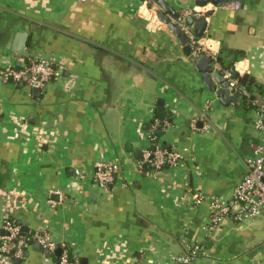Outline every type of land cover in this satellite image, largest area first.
<instances>
[{
    "label": "crops",
    "instance_id": "obj_1",
    "mask_svg": "<svg viewBox=\"0 0 264 264\" xmlns=\"http://www.w3.org/2000/svg\"><path fill=\"white\" fill-rule=\"evenodd\" d=\"M238 2L219 6L204 35L222 67L254 77L246 87L264 98V0ZM141 3L0 0V64L40 56L58 72L39 92L0 81V206L81 264H155L194 241L206 252L195 264H264V219L227 218L209 231L206 201L230 197L244 178L261 143L258 112L244 98L222 106L168 26L148 28ZM154 118L168 122L156 142L184 153L182 166L139 169ZM99 160L121 165L106 190L93 180ZM55 190L66 199L52 208ZM36 243L12 264H58Z\"/></svg>",
    "mask_w": 264,
    "mask_h": 264
},
{
    "label": "built area",
    "instance_id": "obj_2",
    "mask_svg": "<svg viewBox=\"0 0 264 264\" xmlns=\"http://www.w3.org/2000/svg\"><path fill=\"white\" fill-rule=\"evenodd\" d=\"M220 7L238 10L241 5L239 2H233ZM218 8L219 6L208 4L204 7L185 10L179 13L177 19H172V22L188 36L190 55L196 59L201 56L209 58L214 69L220 72L228 82L229 89L239 93L257 110L258 118L255 127L261 133V143L254 147V156L245 159V176L234 188L230 197H213L206 200L209 205V231L220 227L227 218H232L237 222L264 219V98L257 91L242 85L239 81L240 77L235 78L231 70L222 67L219 61V48L215 46V42L210 37L203 35L199 38L195 35L193 27L186 25L189 16L208 20L209 13H214ZM160 12L162 9L155 0H142L138 7V15L147 21L150 30H157L163 25L159 19ZM57 77L58 72L53 62L40 56H33L20 66L0 64V81L7 84L22 83L30 89L42 90ZM167 125L168 122L158 118H154L149 124L148 140L151 147L144 151L143 159L139 162V169L149 167L153 170H162L184 164L186 156L182 152L163 149L159 145L152 149L157 141L155 132L165 129ZM94 170L95 184L106 190L115 182L116 176L121 172V165L117 161L99 160L95 163ZM50 195L48 203L52 208H56L66 199L59 190L51 191ZM193 199L196 204L205 201V197L200 193L194 194ZM33 242H37L41 248L51 253L61 248L58 264H81L79 260L71 257L65 245L53 242L47 232L43 231L41 235L27 237L22 225L9 217L0 206V264L6 262L12 264L13 261L23 258L25 251ZM205 254L204 247L199 242H184L182 253L155 264H195V261Z\"/></svg>",
    "mask_w": 264,
    "mask_h": 264
},
{
    "label": "water",
    "instance_id": "obj_3",
    "mask_svg": "<svg viewBox=\"0 0 264 264\" xmlns=\"http://www.w3.org/2000/svg\"><path fill=\"white\" fill-rule=\"evenodd\" d=\"M162 9V12L159 14L160 21L168 26L171 32L179 39L180 43L185 46V53L187 56H190V60L197 72L202 75L203 83L206 88L214 94L218 102L224 106H235L236 102L242 99V96L239 93L231 91L228 87V82L223 78V75L216 71L211 63V60L205 56L200 58H193L191 54V49L188 45L189 38L184 34L173 22L172 19H177L179 17L180 11L175 10L167 1L165 0H155ZM240 0H195L197 7H204L208 4H213L214 6H221L226 3L238 2ZM211 15V13H209ZM187 26L194 27V33L197 37L201 38L204 35V31L207 27V22L204 18H195L194 16H189L186 20ZM231 72L235 78H239V81L244 86H251L255 78L245 74L240 76L239 72L235 68H231ZM34 91L39 92L40 89H34ZM25 231V228L23 229ZM38 249L41 246L36 243ZM45 252H49L44 249ZM61 248H58L55 253L57 256L61 254Z\"/></svg>",
    "mask_w": 264,
    "mask_h": 264
},
{
    "label": "trees",
    "instance_id": "obj_4",
    "mask_svg": "<svg viewBox=\"0 0 264 264\" xmlns=\"http://www.w3.org/2000/svg\"><path fill=\"white\" fill-rule=\"evenodd\" d=\"M219 61H220V59H219ZM220 63H221V62H220ZM221 65H222V64H221ZM245 102L248 104V106L251 107V104H250L247 100H246ZM158 119H159V118H158ZM160 120H161V119H160ZM161 121H163V120H161ZM159 132H160V129L157 130V131L155 132V135L157 136V138H158V134H159ZM156 145H159L158 142H155V144L152 146V149L155 148ZM159 146H160V145H159ZM160 147H161V146H160ZM161 148H163V149H167V148H164V147H161ZM148 168H149V167H148ZM26 236H27V237H30V236L27 235V234H26Z\"/></svg>",
    "mask_w": 264,
    "mask_h": 264
}]
</instances>
